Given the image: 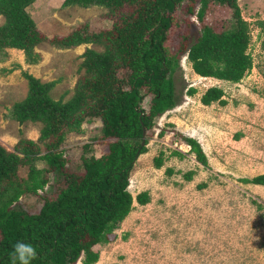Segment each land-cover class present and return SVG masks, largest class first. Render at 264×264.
I'll list each match as a JSON object with an SVG mask.
<instances>
[{"label":"trees","instance_id":"trees-1","mask_svg":"<svg viewBox=\"0 0 264 264\" xmlns=\"http://www.w3.org/2000/svg\"><path fill=\"white\" fill-rule=\"evenodd\" d=\"M36 1L0 0L4 19L0 25V61L7 58L8 49H18L28 64L36 63L40 55L35 48L43 42L58 50L93 44L101 51L84 50L78 68L81 75L67 100L64 95L56 100L50 96L59 81L42 82L21 72L27 83L26 95L11 105L6 116L19 125L29 121L41 128L37 140L20 139L12 151L0 145V264H10L9 254L17 241L37 249L32 264H75L81 256L82 264H93L99 256L94 247L114 239L112 234L133 203L149 202L147 191L132 196L129 176L138 156L147 152L156 119L178 105L172 75L180 56H186L200 77L239 82L252 68L247 52L249 30L237 0H63L62 7L104 8L110 26L96 33L74 29L65 36L49 37L27 11ZM213 4L231 11V27L222 23L217 28L204 21ZM177 8L186 16L195 15L201 23L193 41L192 23L188 17L179 21ZM180 25L184 32L177 31L172 50L170 30ZM186 92L193 95L195 89ZM223 96V89L210 87L200 102L205 106L225 104ZM88 121L100 122V138L92 140L106 144L107 152L98 157L88 154L90 142L62 149L69 133H86L81 127ZM163 134L161 129L157 136ZM173 136L189 147L199 164L207 165L195 139L179 133ZM71 150L77 159L69 157ZM163 155L160 151L154 157L155 168L163 165ZM170 155L182 154L171 150ZM67 164L74 171H66ZM76 171L83 174L76 175ZM192 174L188 171L183 178L190 180ZM242 181L264 186V173ZM24 196L40 200L35 213L17 207Z\"/></svg>","mask_w":264,"mask_h":264},{"label":"rangeland","instance_id":"rangeland-1","mask_svg":"<svg viewBox=\"0 0 264 264\" xmlns=\"http://www.w3.org/2000/svg\"><path fill=\"white\" fill-rule=\"evenodd\" d=\"M62 2L37 0L27 9L37 28L49 37L65 36L74 29L96 33L110 26L104 8L62 7ZM237 5L249 30L251 70L239 82H224L198 76L186 56H180L172 75L178 105L156 119L147 152L138 156L129 176L132 196L147 191L149 202L133 203L112 234L114 239L94 247L99 256L93 264H264V186L242 181L264 173V0H237ZM175 15L179 21L188 17L193 41L201 23L195 15L182 14L180 8ZM3 21L0 16V25ZM204 21L217 28L234 23L231 11L216 4L205 13ZM179 30L184 32V27L170 30L172 50ZM86 48L101 51L93 44L58 50L43 42L35 48L38 62L28 64L22 50H7V58L0 61L1 146L12 151L20 139L35 141L39 136V123L19 125L6 116L11 105L26 95L27 83L21 72L42 82L59 81L50 96L56 100L64 95L67 100L81 75L78 68ZM210 87L223 89L225 104H201V95ZM189 88L195 89L193 95L187 94ZM99 127V121L86 122L81 127L86 133H69L61 148H79L90 142L88 154L98 157L106 153V144L92 140L100 138ZM161 129L164 134L159 137ZM173 133L195 139L207 165L199 164ZM171 150L182 155L171 156ZM160 151L164 153L163 165L155 168L153 159ZM69 154L73 160L78 158L73 150ZM65 170L74 171L68 164ZM188 171L193 172L192 178L185 180L183 174ZM49 178L48 185L51 173ZM40 205L35 196H24L17 203L28 213H35ZM81 258L75 264H82Z\"/></svg>","mask_w":264,"mask_h":264},{"label":"clouds","instance_id":"clouds-1","mask_svg":"<svg viewBox=\"0 0 264 264\" xmlns=\"http://www.w3.org/2000/svg\"><path fill=\"white\" fill-rule=\"evenodd\" d=\"M10 264H32L37 256V249L25 241H17L10 252Z\"/></svg>","mask_w":264,"mask_h":264}]
</instances>
